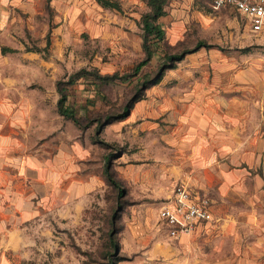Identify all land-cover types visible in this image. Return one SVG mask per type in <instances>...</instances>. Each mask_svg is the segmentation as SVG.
Segmentation results:
<instances>
[{"label":"crops","instance_id":"1","mask_svg":"<svg viewBox=\"0 0 264 264\" xmlns=\"http://www.w3.org/2000/svg\"><path fill=\"white\" fill-rule=\"evenodd\" d=\"M114 1L120 6L112 8L119 11L115 18L123 11L125 19L136 0ZM35 2L0 0V264H20L22 255L37 248V235L53 236L50 228L37 233V226L77 213L85 195L100 183L97 173L90 171L100 164L93 163V152L99 161V145L76 128L72 133L62 129L59 115L55 130L51 128V113L42 96H32L43 92L30 85L39 73L29 65L25 76L19 73L16 80L14 69L7 74L3 70L10 58L37 57L23 48L20 38V30L33 19L24 15L43 12ZM50 4L59 29H96L92 18L107 8L97 0H50ZM259 58L200 49L186 75L189 85L156 86L148 93L158 96H149L130 112L129 121L143 118L132 127L140 136L131 153L146 158L156 152L161 158L160 186L183 182L193 197L207 194L211 201L213 220L199 223L191 235L168 236L157 216L170 240L191 245L209 238L237 239L261 220L254 208L264 195V72L257 68ZM256 232L264 253V230L251 233ZM163 249L174 255L180 250ZM176 259L172 256L171 264ZM240 264H264V257L242 258Z\"/></svg>","mask_w":264,"mask_h":264},{"label":"rangeland","instance_id":"2","mask_svg":"<svg viewBox=\"0 0 264 264\" xmlns=\"http://www.w3.org/2000/svg\"><path fill=\"white\" fill-rule=\"evenodd\" d=\"M35 4L43 12L24 15L33 19L20 30V38L23 48L36 52L37 57L10 58L3 70L7 74L14 69L15 77H24L30 65L39 73L30 85L44 93L32 96H42L46 111L51 113V128L55 130L59 115L62 129L72 133L76 128L85 139L99 145V161L93 152V163L100 164L90 171L97 173L100 183L85 195L77 213L37 226V233L50 228L53 236L37 235V248L22 255L20 264H171L175 255V264H240L242 258L264 257L256 243L259 232L255 236L251 233L264 230V195L254 203L261 220L241 238L218 242L209 238L191 247L187 241L180 243L164 235L157 213L174 183L162 188L157 182L161 158L155 151L146 158L133 156L140 135L132 127L143 118L129 121L135 105L158 96L148 93L154 87L189 85L186 75H190L193 56L200 49L203 53L260 56L256 64L264 72V31H251L248 21L234 7L214 9L207 0H166L165 14L157 19L163 30L158 40L145 35L142 28L141 17L150 10L146 0L133 1L125 19L121 18L123 11L115 18L119 11L101 9L92 18L96 29H59L50 0H36ZM78 19L83 20L84 15H78ZM154 40L157 47H153ZM198 43L200 46H196ZM145 46L152 55L133 74L134 65L145 56ZM179 54L182 58L178 60L169 57ZM165 65L169 66L155 82L159 68ZM59 88L64 89L66 104L74 109L78 124L59 113ZM129 101V113L118 117ZM107 115L115 118L103 124ZM96 138L109 145L96 142ZM131 139L137 142L130 144ZM106 158L117 185L104 174ZM163 248L180 250L175 255L165 254Z\"/></svg>","mask_w":264,"mask_h":264},{"label":"built area","instance_id":"3","mask_svg":"<svg viewBox=\"0 0 264 264\" xmlns=\"http://www.w3.org/2000/svg\"><path fill=\"white\" fill-rule=\"evenodd\" d=\"M214 9L233 6L249 21L253 32L264 30V0H209ZM158 216L164 223L170 237L189 235L199 225L213 220L211 201L207 195L193 197L183 182H177L168 197L158 209Z\"/></svg>","mask_w":264,"mask_h":264},{"label":"trees","instance_id":"4","mask_svg":"<svg viewBox=\"0 0 264 264\" xmlns=\"http://www.w3.org/2000/svg\"><path fill=\"white\" fill-rule=\"evenodd\" d=\"M146 1L150 7V10L145 12L141 17L142 28L144 30L145 35H150L152 37L156 36L157 40H158L162 37L163 30L161 28L160 23L157 21V19L160 16H163L165 14L164 4H165L166 0H146ZM97 2L100 3L102 6H105V7L120 9L118 2L114 1V0H97ZM153 42H154L153 47H157V45H156L157 41L154 40ZM200 44L201 43H198L196 46H200ZM4 50H6V48H3V51ZM145 52H146L145 56L142 59H140L134 65L133 74L137 73L140 70V68L144 64H146L148 62V60L150 59L152 52L147 48V46H145ZM169 57L172 60H178V59L182 58V55L181 54L176 55V56L171 55ZM169 65H165V66H162L161 68H159V72L156 75L155 82H158L161 79L164 68H166V66H169ZM59 92H60V97L58 98V101H57V108H58L59 113L66 116V117H70L74 122H76L78 124L79 121L75 116L74 109L71 106L66 104V93H65L64 89L59 88ZM131 106H132L131 101L127 102L123 106L122 112L118 115V117L126 116L129 113ZM113 116L114 115H107L103 121V124H106L110 120L114 119L115 116L114 117ZM98 128H99V126L97 127V129ZM95 141L99 142L101 144L107 145V146L109 145V143L107 141L100 139V138H96ZM107 157L109 158V155H107ZM108 158H106L107 160H106L105 165H104V174L110 183L117 185V183H116V181L112 175Z\"/></svg>","mask_w":264,"mask_h":264}]
</instances>
